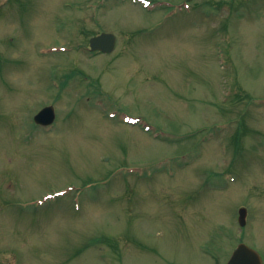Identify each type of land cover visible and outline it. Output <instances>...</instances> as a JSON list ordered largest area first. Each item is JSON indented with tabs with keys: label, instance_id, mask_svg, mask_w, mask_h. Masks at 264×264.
Instances as JSON below:
<instances>
[{
	"label": "rangeland",
	"instance_id": "rangeland-1",
	"mask_svg": "<svg viewBox=\"0 0 264 264\" xmlns=\"http://www.w3.org/2000/svg\"><path fill=\"white\" fill-rule=\"evenodd\" d=\"M148 1L0 0V264H264V0Z\"/></svg>",
	"mask_w": 264,
	"mask_h": 264
},
{
	"label": "water",
	"instance_id": "water-1",
	"mask_svg": "<svg viewBox=\"0 0 264 264\" xmlns=\"http://www.w3.org/2000/svg\"><path fill=\"white\" fill-rule=\"evenodd\" d=\"M90 46L93 51L102 50L112 52L115 48V36L112 34H102L91 39ZM55 120V113L52 107L44 108L39 112L35 121L40 124L48 125ZM239 222L243 226L246 224L247 210L245 208L239 211ZM227 264H262L259 254L248 246L241 244L233 253Z\"/></svg>",
	"mask_w": 264,
	"mask_h": 264
}]
</instances>
